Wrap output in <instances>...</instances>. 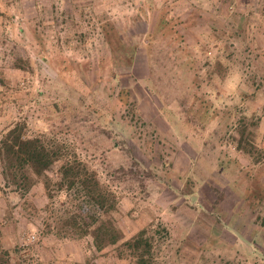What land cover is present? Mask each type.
<instances>
[{"label":"rangeland","instance_id":"rangeland-1","mask_svg":"<svg viewBox=\"0 0 264 264\" xmlns=\"http://www.w3.org/2000/svg\"><path fill=\"white\" fill-rule=\"evenodd\" d=\"M23 3L2 13L21 20L0 27V139L20 125L86 165L153 264H264V0ZM30 46L69 63L65 84ZM30 180L0 162V264H135L64 237Z\"/></svg>","mask_w":264,"mask_h":264},{"label":"trees","instance_id":"trees-1","mask_svg":"<svg viewBox=\"0 0 264 264\" xmlns=\"http://www.w3.org/2000/svg\"><path fill=\"white\" fill-rule=\"evenodd\" d=\"M39 47L35 49L30 46L33 55L55 71L56 82L65 84L63 76L71 74L69 63L47 56L43 46ZM50 93L42 89L38 97L47 98ZM75 103L70 104L71 109L79 111L86 108L87 112L92 113L91 107L83 106L79 101ZM52 143L25 136L20 125L9 129L0 139V162L6 182L22 184L27 190L31 176L40 178L47 199L53 201L54 208L57 207L59 232L64 237L89 236L93 248L98 252L109 246H119L122 234L110 217L116 208V196L100 183L86 165L63 153L56 142ZM57 162L60 165L52 172ZM120 244L129 251L135 264H153L152 243L145 237L144 231Z\"/></svg>","mask_w":264,"mask_h":264},{"label":"crops","instance_id":"crops-1","mask_svg":"<svg viewBox=\"0 0 264 264\" xmlns=\"http://www.w3.org/2000/svg\"><path fill=\"white\" fill-rule=\"evenodd\" d=\"M24 1L25 0H22V5L21 4L18 5L16 0H0V27H2V25H4V27L7 28L12 26L13 22L16 21V19L15 18L5 19V16L3 14H5L6 12H10L11 10H14L13 7L15 8L16 4H17L16 9L20 11V9L23 8ZM18 6L20 9H18ZM20 20H17L15 22V25H18Z\"/></svg>","mask_w":264,"mask_h":264}]
</instances>
